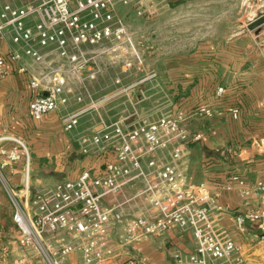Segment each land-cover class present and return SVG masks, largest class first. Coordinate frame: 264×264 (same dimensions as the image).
I'll return each instance as SVG.
<instances>
[{
    "label": "built area",
    "instance_id": "obj_1",
    "mask_svg": "<svg viewBox=\"0 0 264 264\" xmlns=\"http://www.w3.org/2000/svg\"><path fill=\"white\" fill-rule=\"evenodd\" d=\"M159 2L31 0L23 6L0 4V37L10 35L14 44L7 54L0 50V79L7 73L8 62L29 75L28 85L35 92L29 107L35 120L68 107L71 100L89 99L88 105L60 117L66 131L77 128L87 111L119 94L130 105L140 106L145 97L135 99L132 93L146 81L160 87V75L155 70L147 72L141 60L133 61L136 46L118 12L123 6L134 8L140 16L153 14ZM255 13L248 24L264 15V2ZM258 47L264 53V35ZM115 52L125 56L115 90L96 102L88 88L76 92L69 76L88 70L89 78H95L100 72L99 57ZM133 71L144 77L124 83ZM223 93L219 87L217 94ZM195 113L207 120L216 115L208 104L199 105ZM232 115L237 118L239 110H232ZM187 120L188 115L174 111L157 117L129 115L110 123L102 120V128L83 135L79 144L86 156L102 158L103 167L84 169L76 179L58 182L33 196L27 185L23 195L8 183L2 169L19 160L20 154L16 148L3 149L0 182L13 207L17 242L25 251L14 264H68L73 253L82 256L83 264H100L135 243L176 230L190 232L195 246L188 255L176 251L177 264H245L233 235L219 224L217 196L205 183L188 180L183 159L203 135L190 131ZM11 140L27 150L22 141ZM235 184H240L243 195H261L263 208L238 215L237 223L242 228L247 221H256L264 239V180L249 186L233 174L225 187ZM141 205L142 212L130 213Z\"/></svg>",
    "mask_w": 264,
    "mask_h": 264
},
{
    "label": "crops",
    "instance_id": "obj_2",
    "mask_svg": "<svg viewBox=\"0 0 264 264\" xmlns=\"http://www.w3.org/2000/svg\"><path fill=\"white\" fill-rule=\"evenodd\" d=\"M30 1L0 0V4L23 6ZM244 1L255 9L264 2ZM248 25L238 22L220 31L209 30L196 48L166 58L163 68L157 71L159 83L170 92L172 111L188 115L186 127L203 135L183 159L189 182L205 183L210 193L217 196L221 207L219 224L233 235L244 263L264 264V239L258 223L247 221L242 228L237 223L238 215L263 208L261 195H243L240 184L225 187L233 174L249 186L264 180V53L258 47L264 24L259 30H249ZM13 48L10 35L0 37L3 54ZM6 68V75L0 79V160L3 149L16 148L20 154L19 160L2 169L10 186L24 195L27 185L33 196L58 182L76 179L84 169L103 167L102 158L82 153L79 139L101 129L104 119L93 125V116L86 117L91 126L84 131L81 126L79 129L82 121L77 128L66 131L59 111L42 120L33 119L29 106L35 92L28 85L29 75L19 72L16 63L8 62ZM219 87L224 88L222 96L217 94ZM201 104L215 109L212 120L195 113ZM234 109L239 110L237 118L232 115ZM11 138L22 141L27 150ZM143 210L141 205L133 207L130 213L139 214ZM12 217L13 207L0 182V264H14L25 256L17 242ZM194 247L190 232L170 231L135 243L100 264H177L174 253L188 255ZM68 264H83L82 256L71 254Z\"/></svg>",
    "mask_w": 264,
    "mask_h": 264
},
{
    "label": "rangeland",
    "instance_id": "obj_3",
    "mask_svg": "<svg viewBox=\"0 0 264 264\" xmlns=\"http://www.w3.org/2000/svg\"><path fill=\"white\" fill-rule=\"evenodd\" d=\"M244 2L243 0H160L157 11L153 14L140 16L134 8L123 6L119 7L118 13L128 24L131 38L136 46L137 53H133V61L141 60L142 66L147 72H151L162 69L166 58L196 48L201 39L208 35L209 30L220 31L226 25L248 23L257 13L255 7L248 4L249 2L247 4ZM124 60L125 56L119 52L101 55L97 60L100 72L95 78L90 79L88 70H85L80 76L70 75L69 83L78 93H84L83 89L88 88L96 102L117 87L115 79L121 76ZM143 77V73L133 71L131 75L125 76L123 82L129 84ZM162 77L164 79V76ZM162 86L163 84L159 87L151 81L139 85L132 95L135 99L145 97V103L140 106L130 105L126 96L119 94L110 102L93 107L81 117L79 129L81 126V131H84L91 126L90 119L86 118L91 115L94 125L100 118L113 122L129 115L136 117L148 113L157 117L162 113L173 112L172 106L169 105L170 92L165 91ZM88 102L89 99L80 102L71 100L68 107L59 110V114L62 116L66 112L80 109L88 105Z\"/></svg>",
    "mask_w": 264,
    "mask_h": 264
},
{
    "label": "water",
    "instance_id": "obj_4",
    "mask_svg": "<svg viewBox=\"0 0 264 264\" xmlns=\"http://www.w3.org/2000/svg\"><path fill=\"white\" fill-rule=\"evenodd\" d=\"M263 24H264V15L258 17L256 20L250 23L248 25V29L249 30H259ZM44 95L47 96L48 92H44Z\"/></svg>",
    "mask_w": 264,
    "mask_h": 264
}]
</instances>
